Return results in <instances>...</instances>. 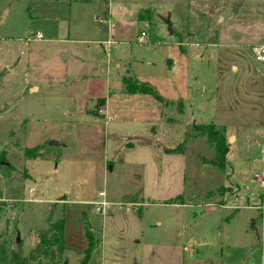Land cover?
Here are the masks:
<instances>
[{"label": "rangeland", "instance_id": "obj_1", "mask_svg": "<svg viewBox=\"0 0 264 264\" xmlns=\"http://www.w3.org/2000/svg\"><path fill=\"white\" fill-rule=\"evenodd\" d=\"M200 2L208 13L195 8L202 36L191 45L173 0H0V233L9 249L26 255L48 218L62 217L67 264L87 246L83 220L98 241L87 264H264V195L251 181L264 171V64L250 53L264 42V16L254 0ZM54 22L56 41L33 39ZM123 79L163 101L126 94ZM209 124L226 137L223 171L198 131ZM136 137L153 144L128 146ZM179 145L182 153L165 152ZM100 192L120 204L93 214ZM178 195L184 205L168 203Z\"/></svg>", "mask_w": 264, "mask_h": 264}, {"label": "trees", "instance_id": "obj_2", "mask_svg": "<svg viewBox=\"0 0 264 264\" xmlns=\"http://www.w3.org/2000/svg\"><path fill=\"white\" fill-rule=\"evenodd\" d=\"M123 85L125 86L124 92L126 94L150 95L159 101H163V99L146 83H140L131 79H123ZM198 131L201 136H205L207 143L213 148V161L215 167L223 171L226 167V156L228 154V144L226 143L223 130L216 128L213 124H209L199 126ZM181 147L182 145H179L176 148L165 150V152L182 153ZM38 149L39 148L30 150L28 155H37ZM130 199L133 201L135 197L133 196ZM168 203L184 205L185 200L183 195H178L170 199ZM47 221V227L36 233L35 246L26 255L23 254L20 244H17L16 249L10 250L9 252L0 234V264H67L65 257L66 248L64 244V219L58 217L52 220V218L49 217ZM83 222L87 246L83 251V256L79 264H87L91 253L98 244L88 223L85 220H83Z\"/></svg>", "mask_w": 264, "mask_h": 264}, {"label": "crops", "instance_id": "obj_3", "mask_svg": "<svg viewBox=\"0 0 264 264\" xmlns=\"http://www.w3.org/2000/svg\"><path fill=\"white\" fill-rule=\"evenodd\" d=\"M78 1V0H77ZM201 0H173V7H174V14H175V21H176V25L179 29V32L183 31H186V38L184 39V41L187 42V44H191L193 45L192 42H190V40H196V38H198L199 36H202V34H199L198 33V30L196 29V26H195V23L194 22H199L201 24V19H198L197 21L194 20V18L192 17L194 15V10L195 8L197 10H200V14H207V8L205 7V5L203 4H200L202 2H200ZM255 2H253V8L252 9H255L253 10V14H255L258 18L260 16H264V3L262 2V0H254ZM7 11V9H5ZM234 13L238 14V13H243L242 10H233ZM232 11V12H233ZM199 14V15H200ZM216 20L215 22L209 26L207 28V30H205L206 32V39H207V42H210L212 39H209V36L212 34V28L214 27V25L222 22L224 20V17L220 14V11L219 13H216ZM230 15H233V13H231ZM230 18L228 17V20ZM109 20L110 18H106V17H100L99 18V21L101 22H104L106 25H108V28L110 27V23H109ZM111 21V20H110ZM60 30V23L58 22H54V23H50L48 24L47 26H45V29H43V31H36L34 34H33V39L40 42V41H45V40H49V41H56L57 40V34H58V31ZM39 33L41 34L42 38L41 39H36V34ZM143 33V32H141ZM44 34H48V37H45ZM108 35L111 36L112 33H111V29L109 30L108 29ZM205 35V34H204ZM203 35V36H204ZM145 37V36H144ZM139 38V37H138ZM205 39V40H206ZM139 42V41H138ZM108 43V41H107ZM143 43V42H141ZM264 43V42H262ZM116 66H118V64L115 63ZM100 72L102 70H104V68H99ZM33 89L35 90V92L38 90V86H34ZM148 140V139H146ZM149 141L151 142V144H153V141L149 139ZM151 144H142V143H139L138 141L134 140V142H130L128 143V146L130 147H134L135 145L139 146V147H146V146H149ZM100 193H103V198L106 202L110 203L111 205H118L120 203L118 202H114V201H111L110 199H108V196L107 194H105L104 192H100ZM131 197H133L134 195H129ZM2 200L6 203L7 202V198L2 196ZM62 204H64L63 202H61ZM60 203V204H61ZM7 204V203H6ZM55 204H58V203H54L53 205ZM7 207V205L4 207V209ZM92 209V208H91ZM84 211V210H83ZM81 212L84 213V212ZM93 214H95L93 212V210H91ZM1 234V233H0ZM2 235V234H1ZM3 239V238H2ZM3 241H5L3 239ZM6 243V242H5ZM8 251L10 252L11 249H9L7 247Z\"/></svg>", "mask_w": 264, "mask_h": 264}, {"label": "built area", "instance_id": "obj_4", "mask_svg": "<svg viewBox=\"0 0 264 264\" xmlns=\"http://www.w3.org/2000/svg\"><path fill=\"white\" fill-rule=\"evenodd\" d=\"M145 36L144 33L140 34V37L138 38L139 42H143V37ZM36 39H41V34H36ZM250 53L252 58L257 62L264 64V43L254 45L250 47ZM252 183L255 185V187L260 191L261 195H264V171L259 174H254L251 178ZM103 193H99V196L103 198ZM92 210L95 214L102 215L106 212V210L111 209L113 205L106 202L104 199H102L99 202H94L91 204ZM118 209H120V206H117ZM261 210V217L264 221V204H261L258 207Z\"/></svg>", "mask_w": 264, "mask_h": 264}, {"label": "water", "instance_id": "obj_5", "mask_svg": "<svg viewBox=\"0 0 264 264\" xmlns=\"http://www.w3.org/2000/svg\"><path fill=\"white\" fill-rule=\"evenodd\" d=\"M134 140L138 141L139 143H142V144H151V142L149 140H146L144 138H141V137H136L134 138ZM59 144L55 141H50L48 143V146H58ZM251 225L254 226V222L252 221L251 222Z\"/></svg>", "mask_w": 264, "mask_h": 264}]
</instances>
